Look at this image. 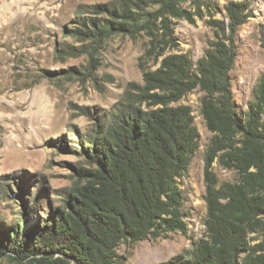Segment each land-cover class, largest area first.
<instances>
[{
  "label": "trees",
  "instance_id": "16d2710c",
  "mask_svg": "<svg viewBox=\"0 0 264 264\" xmlns=\"http://www.w3.org/2000/svg\"><path fill=\"white\" fill-rule=\"evenodd\" d=\"M182 1L157 0L160 9L150 11L140 0H118L97 11L103 16L82 18L70 31L91 47L113 33L135 37L145 31L143 84L130 83L111 111L94 117L92 130L75 147L84 163L73 166V183L45 218L24 232L23 211L13 227L0 224V255L19 264H121L122 243L187 234L180 179L189 172L201 135L192 107L174 103L199 88L213 133L204 158L206 231L189 253L158 264H264V73L244 115L234 105L231 77L236 35L252 14L250 2L231 0L226 19H208L214 39L195 62L188 53L168 52L179 44L170 16L191 23L203 17L201 4L192 11ZM148 60L156 68H148ZM216 159L235 170L238 180L219 183ZM39 198L30 210L40 208Z\"/></svg>",
  "mask_w": 264,
  "mask_h": 264
},
{
  "label": "rangeland",
  "instance_id": "374dc122",
  "mask_svg": "<svg viewBox=\"0 0 264 264\" xmlns=\"http://www.w3.org/2000/svg\"><path fill=\"white\" fill-rule=\"evenodd\" d=\"M118 0H0V224L11 228L25 212L23 232L45 218L48 207L58 205L61 193L74 176L73 166L84 161L75 147L90 130L97 114L109 112L124 96L130 83L143 84L140 63L149 44L141 31L113 33L93 47L89 40L70 34L82 18L101 17ZM157 0H140L147 9L158 10ZM231 0H184L180 6L195 11L201 4L203 17L194 23L170 16L176 48L196 62L205 54L214 29L207 23L214 16L226 19ZM251 16L236 35L237 56L231 71L233 102L240 115L246 113L264 73V0H248ZM100 7V8H99ZM90 49L87 53L81 50ZM144 61L146 62L145 58ZM146 66L156 68L153 60ZM50 71L52 73H48ZM39 75H44L40 77ZM204 92L199 88L174 104L192 107L201 138L189 172L180 179L185 193L187 234L141 240L118 247L121 264H158L193 248L205 235V152L213 133L201 110ZM219 183L235 182L238 174L216 159ZM40 208L30 210L36 197ZM27 211V213H26ZM258 237V233L252 234ZM255 241V242H256ZM0 264H19L0 255ZM20 264L29 263L22 260Z\"/></svg>",
  "mask_w": 264,
  "mask_h": 264
}]
</instances>
